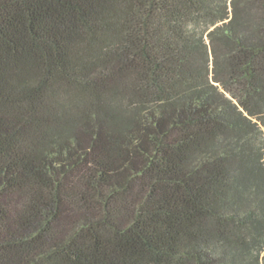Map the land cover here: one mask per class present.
Returning <instances> with one entry per match:
<instances>
[{"label":"trees","instance_id":"16d2710c","mask_svg":"<svg viewBox=\"0 0 264 264\" xmlns=\"http://www.w3.org/2000/svg\"><path fill=\"white\" fill-rule=\"evenodd\" d=\"M0 264H264V0H0Z\"/></svg>","mask_w":264,"mask_h":264}]
</instances>
